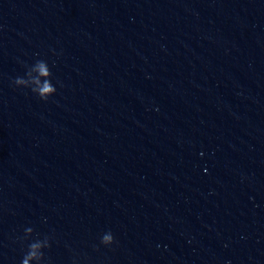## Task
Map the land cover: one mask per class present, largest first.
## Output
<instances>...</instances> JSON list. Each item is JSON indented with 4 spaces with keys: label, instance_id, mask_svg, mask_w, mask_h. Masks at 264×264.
<instances>
[{
    "label": "water",
    "instance_id": "1",
    "mask_svg": "<svg viewBox=\"0 0 264 264\" xmlns=\"http://www.w3.org/2000/svg\"><path fill=\"white\" fill-rule=\"evenodd\" d=\"M189 264H264V184Z\"/></svg>",
    "mask_w": 264,
    "mask_h": 264
},
{
    "label": "clouds",
    "instance_id": "2",
    "mask_svg": "<svg viewBox=\"0 0 264 264\" xmlns=\"http://www.w3.org/2000/svg\"><path fill=\"white\" fill-rule=\"evenodd\" d=\"M36 68L39 71L40 75L42 76H48L49 69L46 65V63L43 60H38L36 64ZM26 81L24 78H16L14 83L16 85L25 83ZM35 91V90H33ZM56 89L49 83L45 82L44 85L39 89V94L42 99L46 100L47 99V94L50 93H55ZM26 231H31V229H26ZM101 243L105 246H111L112 244L115 243V239L111 231H108L103 234L101 237ZM41 245L39 242H33L29 245L30 251L27 253V256L22 260V264H28L29 259L36 257V251L35 249L39 248Z\"/></svg>",
    "mask_w": 264,
    "mask_h": 264
}]
</instances>
